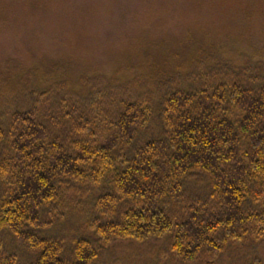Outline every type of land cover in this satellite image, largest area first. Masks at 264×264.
Instances as JSON below:
<instances>
[{"label":"trees","instance_id":"16d2710c","mask_svg":"<svg viewBox=\"0 0 264 264\" xmlns=\"http://www.w3.org/2000/svg\"><path fill=\"white\" fill-rule=\"evenodd\" d=\"M247 72L208 80L200 72L184 84L164 80L150 105L122 101L114 132L102 143L94 121L83 116L67 140L43 124L38 107L15 111L8 133L0 126V142L9 137L12 152L0 154V234L7 231L29 253L27 264H93L95 244L48 237L54 225L45 214L70 186L87 199L110 176L113 192L94 201L101 249L114 239L173 234L174 250L191 262L203 253L221 255L251 235L262 240L264 81ZM156 117L158 132L141 142ZM124 146H132L125 157ZM15 254L0 242V264H20Z\"/></svg>","mask_w":264,"mask_h":264},{"label":"rangeland","instance_id":"374dc122","mask_svg":"<svg viewBox=\"0 0 264 264\" xmlns=\"http://www.w3.org/2000/svg\"><path fill=\"white\" fill-rule=\"evenodd\" d=\"M202 69L207 80L244 70L264 81V0H0V126L6 133L15 111L38 107L43 124L67 140L80 116L94 121V138L102 143L114 132L122 101L150 105L164 80L188 83ZM157 122L140 134L141 142L158 132ZM10 140L0 142L2 156L12 153ZM131 147L121 149L123 157ZM101 185L87 199L86 191L70 186L44 212L53 218L48 237L95 244L93 264H264V238L254 235L191 262L174 250L173 234L114 239L101 249L94 201L113 192V178ZM0 238L20 264L29 262L11 234Z\"/></svg>","mask_w":264,"mask_h":264}]
</instances>
